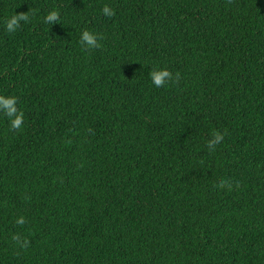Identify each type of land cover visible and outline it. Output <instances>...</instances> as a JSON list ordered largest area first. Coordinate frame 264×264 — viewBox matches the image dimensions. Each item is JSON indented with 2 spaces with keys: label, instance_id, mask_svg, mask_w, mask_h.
Masks as SVG:
<instances>
[{
  "label": "trees",
  "instance_id": "16d2710c",
  "mask_svg": "<svg viewBox=\"0 0 264 264\" xmlns=\"http://www.w3.org/2000/svg\"><path fill=\"white\" fill-rule=\"evenodd\" d=\"M0 95V264H264V0H0Z\"/></svg>",
  "mask_w": 264,
  "mask_h": 264
},
{
  "label": "clouds",
  "instance_id": "9594fccd",
  "mask_svg": "<svg viewBox=\"0 0 264 264\" xmlns=\"http://www.w3.org/2000/svg\"><path fill=\"white\" fill-rule=\"evenodd\" d=\"M102 13L104 16L111 17L114 15L113 10L105 5L102 8ZM29 17L25 14H15L12 15L4 22V27L7 32L13 33L17 31L20 27V22H27ZM58 20V12L53 10L46 17L45 22L55 23ZM99 35L88 30H84L80 36V43L87 48H98ZM150 79L156 87H161L167 83V81L172 79V73L167 68H159L149 72ZM17 100L13 96H3L0 95V112L9 118V125L11 129H20L23 123V113L17 111ZM222 138L215 139L214 143L208 145V150L214 152L221 144ZM22 222V221H21Z\"/></svg>",
  "mask_w": 264,
  "mask_h": 264
}]
</instances>
